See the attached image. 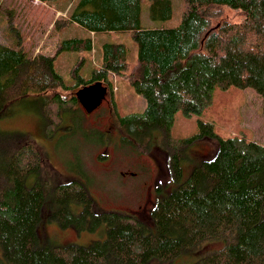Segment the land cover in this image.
Listing matches in <instances>:
<instances>
[{
	"label": "trees",
	"instance_id": "1",
	"mask_svg": "<svg viewBox=\"0 0 264 264\" xmlns=\"http://www.w3.org/2000/svg\"><path fill=\"white\" fill-rule=\"evenodd\" d=\"M150 1L153 18L172 16L171 0ZM143 2L65 1L61 20L83 26L89 35L64 38L57 53L92 51L91 33L129 30L138 44L131 64L125 43H104L102 61L88 78L79 71L85 60L80 56L71 69L74 85L56 69L57 54L30 56L21 41L9 46L0 40V118L30 96L40 100L39 109L71 103L83 110L75 95L81 86L102 80L112 91V77L126 79L145 96L147 106L123 115L120 124L137 141L147 139L148 147L155 133L162 134L170 151V178L164 180L177 183L152 211L155 232L125 212L95 213L89 187L81 180L50 192L39 178L45 151L26 132L0 129V264H147L171 260L209 241L221 245L194 264H264V144L246 136L224 137L212 123L200 121L197 136L215 142L217 152L187 178L183 164L194 138L168 144L176 113H201L212 103L216 87H252L264 110V0H184L180 23L168 27L142 25ZM228 7L245 16L229 20L223 15ZM31 175L36 180L28 187ZM50 194L55 201L51 217L78 225L96 216L110 225L106 237L87 246H42L37 226Z\"/></svg>",
	"mask_w": 264,
	"mask_h": 264
},
{
	"label": "rangeland",
	"instance_id": "2",
	"mask_svg": "<svg viewBox=\"0 0 264 264\" xmlns=\"http://www.w3.org/2000/svg\"><path fill=\"white\" fill-rule=\"evenodd\" d=\"M65 1L0 0V40L9 46H16L21 41L30 56H35L39 51L47 55L57 54L55 67L72 85L75 79L71 69L78 58H85L79 71L85 78L90 77L102 61L103 44L106 42L125 43L128 46V61L135 63L138 44L129 30L91 33L94 40L92 51L57 53L58 44L64 38L89 35L83 26L61 20L66 18L65 11H61ZM171 1L172 16L169 19H155L151 16V1L144 0L142 25H178L185 10V2ZM223 15L237 22L243 19L245 13L241 9L228 7ZM112 79L113 90L110 95L113 97L111 105L116 120L125 114L143 112L147 106L145 96L120 75ZM39 103L40 100L35 96L20 99L15 104L13 114L0 118V129L26 132L45 151L47 159L39 178L45 181L50 192L59 184L81 180L89 187L95 213L116 211L137 216L150 225L149 229L154 233L152 211L177 184L173 180L165 181L170 178L169 170L166 173L158 169L157 157L167 158V154L154 147L159 142L167 148L162 134L155 133L153 143L148 147L147 139L133 142L127 136L122 139L124 133L121 131L120 134L118 131L109 132L108 118L111 111L108 103L93 113L81 110L77 104L59 107L51 103L47 108L39 109ZM200 121L212 123L224 137L246 136L264 144V110L259 92L252 87L240 88L235 85L224 89L216 87L212 103L201 113L187 116L178 111L175 115L169 135L171 142L194 138L189 149L190 159L183 164V178H187L195 166L204 159L214 157L217 152L215 142L204 135L197 136L201 131ZM35 180L36 176H29L26 185L30 187ZM169 187L170 190H167ZM54 203L50 194L38 222L42 246H87L106 237L110 225L101 222L100 218L96 219V216L88 215L85 224L79 223V226L76 223L64 225L60 219L51 217ZM209 242L212 243L204 242L187 248L171 260L161 261L157 258L147 264L197 263L208 251L221 245ZM0 257L4 259L1 248Z\"/></svg>",
	"mask_w": 264,
	"mask_h": 264
},
{
	"label": "water",
	"instance_id": "3",
	"mask_svg": "<svg viewBox=\"0 0 264 264\" xmlns=\"http://www.w3.org/2000/svg\"><path fill=\"white\" fill-rule=\"evenodd\" d=\"M108 92L107 85L102 80L83 85L75 91V95L82 107L88 112L98 108Z\"/></svg>",
	"mask_w": 264,
	"mask_h": 264
},
{
	"label": "flooded vegetation",
	"instance_id": "4",
	"mask_svg": "<svg viewBox=\"0 0 264 264\" xmlns=\"http://www.w3.org/2000/svg\"><path fill=\"white\" fill-rule=\"evenodd\" d=\"M104 85H107V84L104 82ZM107 87H108V92L106 94V97L102 101L101 105H103L104 103H108L109 104V108H110V111H111L110 112V117L108 118V119H110L109 132L118 131L119 134H120V131H121L122 133H124L123 135H121L122 139H125L126 136H127V137H130L131 141H133V142L136 141L137 142V140L135 138H133L132 136H129V135H127L125 133V132H127L126 129L120 124L119 119L116 120V117H114L113 107L111 105V103L113 101V97L110 95L111 91L109 89V86H107ZM101 105L98 108H96L95 110H93L92 112H90V113H93L94 111L98 110L101 107ZM122 116H119V118H121ZM155 137H156V135H155ZM168 144H172L171 141H170V137L168 139ZM154 147H155V149L162 150L165 154H167V156H166L167 158L166 159H163V158L162 159H158V157H157L158 169L160 171H164L165 170V172L167 173V171L169 170V153H170V151H169L168 148H165L164 146H162L161 143H159V142H157L154 145ZM126 172L135 174V172L130 171V170L129 171L127 170Z\"/></svg>",
	"mask_w": 264,
	"mask_h": 264
},
{
	"label": "crops",
	"instance_id": "5",
	"mask_svg": "<svg viewBox=\"0 0 264 264\" xmlns=\"http://www.w3.org/2000/svg\"><path fill=\"white\" fill-rule=\"evenodd\" d=\"M60 11V10H59Z\"/></svg>",
	"mask_w": 264,
	"mask_h": 264
}]
</instances>
